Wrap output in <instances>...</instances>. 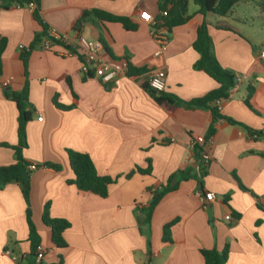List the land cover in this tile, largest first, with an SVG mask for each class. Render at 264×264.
Returning a JSON list of instances; mask_svg holds the SVG:
<instances>
[{"label": "crops", "instance_id": "obj_1", "mask_svg": "<svg viewBox=\"0 0 264 264\" xmlns=\"http://www.w3.org/2000/svg\"><path fill=\"white\" fill-rule=\"evenodd\" d=\"M191 2L189 21L171 31L161 26L169 45L155 57L152 25L140 14L158 17L159 0H40L43 22L58 32L76 31L75 23L92 10L137 24L127 30L89 14L77 30L101 40L105 58L125 59L141 70L107 83L94 75L84 77L82 61L59 44L48 50L35 46L25 68L21 53L43 27L29 7L0 5V38L7 41L0 72V143L18 144V108L7 92H20L28 82L33 114L22 155L31 175L32 219L46 249L42 264H205L202 249L222 251L226 246L225 264H264V0L241 1L224 17H204L198 6L191 11ZM204 18L221 66L246 77L220 104V114L237 123L215 121L207 166L199 164L200 148L193 138L209 136L212 111L177 107L168 114L143 88L149 71L158 68L166 71L164 91L182 100L217 88L212 77L195 67L200 54L193 43ZM250 87L253 109L245 103ZM10 146H0V166L16 162ZM69 150L89 154L98 174L113 180L106 197L68 182L74 177ZM48 162L61 169L46 166ZM32 163L41 167L32 171ZM149 167L150 173L137 169ZM182 172L186 177L159 200L151 223L141 225L137 206L148 205L172 174ZM200 192L215 197L205 205ZM47 204L51 217L71 224L63 234L65 246L52 243L42 220ZM26 208L18 183L0 189V264L36 263ZM169 223L171 241H164Z\"/></svg>", "mask_w": 264, "mask_h": 264}, {"label": "trees", "instance_id": "obj_2", "mask_svg": "<svg viewBox=\"0 0 264 264\" xmlns=\"http://www.w3.org/2000/svg\"><path fill=\"white\" fill-rule=\"evenodd\" d=\"M22 5L28 3L29 0H14ZM37 7L33 11L34 18L43 27L42 32L35 35L34 41L29 49H25L21 53V59L24 63V67H27L29 52L37 45H41L42 40L46 37L48 32V26L43 22L40 12L39 5L40 0H35ZM195 5L198 6L197 13L203 15L204 17L208 13H215L219 16H227L232 9L241 1L244 0H192ZM189 2L190 0H159V9L161 11H167V15L162 18L161 26L171 31L172 28L185 24L192 18V14L189 13ZM5 4L4 6H6ZM89 14H94L101 21H113L119 22L127 30H135L137 24L131 22L127 17L112 15L107 12L92 10L85 11L82 17L75 23L74 29L80 30L82 23L85 21ZM197 36L193 43V47L200 54L198 62L195 67L203 70L206 74L212 77L218 86L214 90L207 93L205 96L200 98H194L188 101L182 100L176 95L167 93L165 91H157L152 88L148 81L143 83V88L154 98V100L164 109L168 114H171L173 110L177 107H184L188 109L194 108H207L212 111L213 122L211 123L208 131V135H213L215 133V121L221 118L227 119L231 123H237L236 121L223 117L220 114L218 107L214 102L218 99H227L230 97L231 90L236 83V75L231 71L225 69L219 63L215 52L212 37L208 30V22L204 18L200 26L197 28ZM7 41L5 38H0V72L2 67V54L6 48ZM141 70L133 69L129 67L127 75H135L140 73ZM84 77H87L84 75ZM28 82H26L24 88L20 92H7L8 97H10L14 102H16L18 108V144L15 146H10L5 143H0V146H10L15 150L16 162L8 166H0V189L6 184L11 182H16L20 185L22 189V194L26 202V216L29 225V241L31 243V252L36 256V250L40 244V236L38 234L36 225L32 219V210L30 207V194H31V175L27 171V162L23 158L22 152L28 147L27 142V124L31 120L33 114V107L28 101ZM254 94V88H249V94L245 100V103L253 109L250 102ZM252 133V132H251ZM70 167L73 171V179L68 182L76 185V187L85 192H92L102 197H106L109 193V185L113 182L110 177L101 176L98 174L96 166L89 156V154L77 151H68ZM48 167H52L55 170H60L61 166L54 163L45 164ZM139 172L150 173L151 168L140 169L137 168ZM27 171L28 174L24 175ZM135 171L128 174L131 176ZM172 174L165 186L161 190H156L153 194L151 202L144 206H137L138 212L141 214L139 223L141 225H148L151 223L153 211L159 200L168 192L177 189L181 179L186 176L184 173ZM48 204L45 206V211L42 216L44 224L50 229L51 241L57 247L65 246V240L63 237L64 232L70 227V222L63 218H53L49 215ZM172 223L166 224L164 226V241H171L170 227ZM202 256L204 258L205 264H225L228 259L229 249L226 246L222 251L217 249H202ZM30 264H42L33 263Z\"/></svg>", "mask_w": 264, "mask_h": 264}, {"label": "built area", "instance_id": "obj_3", "mask_svg": "<svg viewBox=\"0 0 264 264\" xmlns=\"http://www.w3.org/2000/svg\"><path fill=\"white\" fill-rule=\"evenodd\" d=\"M7 3H13L18 7L27 6L33 11L37 4L35 0H29L28 3L22 5L14 0H0V5L4 6ZM167 15V11H160L158 17H154L150 12L143 11L140 14V19L152 25V35L156 40L158 47L154 52L155 57L162 56L168 49L169 38L167 32L161 28L162 18ZM54 44H59L65 48L67 55L77 56L82 61V73L86 76L94 75L100 78L103 82H112L122 75H127L129 70V62L125 59L114 60L104 57V44L99 39H89L83 36L79 31L74 32H58L54 28L48 27L46 37L43 38L41 46L48 50ZM21 48H23L21 46ZM261 58H264V51L261 53ZM244 80L245 76H236V83L232 89H236ZM148 82L152 88L157 91H164L166 86V71L164 69H152L149 71ZM6 81L4 85H7ZM222 99H218L214 104L220 109ZM39 120L43 117L39 116ZM255 137V135H253ZM193 144L200 148L199 164L207 166L212 159L211 145L212 135L206 137L204 135H197L193 138ZM45 166V165H44ZM41 167L37 163L29 165V169L36 171ZM200 198L206 205V202L212 201L215 197L214 193L206 192L199 193ZM229 218V216H228ZM9 253V251H8ZM46 255V249L39 244L36 250V263H40Z\"/></svg>", "mask_w": 264, "mask_h": 264}, {"label": "rangeland", "instance_id": "obj_4", "mask_svg": "<svg viewBox=\"0 0 264 264\" xmlns=\"http://www.w3.org/2000/svg\"><path fill=\"white\" fill-rule=\"evenodd\" d=\"M191 11L194 9V8H197V5L194 4V2H191Z\"/></svg>", "mask_w": 264, "mask_h": 264}, {"label": "water", "instance_id": "obj_5", "mask_svg": "<svg viewBox=\"0 0 264 264\" xmlns=\"http://www.w3.org/2000/svg\"><path fill=\"white\" fill-rule=\"evenodd\" d=\"M27 174H28V172H27V171H25V172H24V175H27Z\"/></svg>", "mask_w": 264, "mask_h": 264}]
</instances>
